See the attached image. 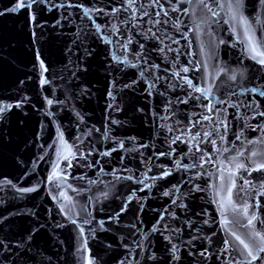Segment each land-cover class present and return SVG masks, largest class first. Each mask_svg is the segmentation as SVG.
I'll return each mask as SVG.
<instances>
[{
	"label": "water",
	"instance_id": "water-1",
	"mask_svg": "<svg viewBox=\"0 0 264 264\" xmlns=\"http://www.w3.org/2000/svg\"><path fill=\"white\" fill-rule=\"evenodd\" d=\"M21 2L0 264H264V0Z\"/></svg>",
	"mask_w": 264,
	"mask_h": 264
},
{
	"label": "snow or ice",
	"instance_id": "snow-or-ice-1",
	"mask_svg": "<svg viewBox=\"0 0 264 264\" xmlns=\"http://www.w3.org/2000/svg\"><path fill=\"white\" fill-rule=\"evenodd\" d=\"M32 2H33V0H22L21 3L17 4V7H21V6L30 7ZM13 10H15V9H13ZM253 50L255 51V47H253ZM261 63H264V60H262ZM185 71H186V69H185ZM262 115H264V113H262ZM262 167H264V165H262ZM249 223H251V220L249 221ZM237 239H239V238L237 237ZM241 243H243V241H241ZM245 247L247 248V245H245Z\"/></svg>",
	"mask_w": 264,
	"mask_h": 264
}]
</instances>
